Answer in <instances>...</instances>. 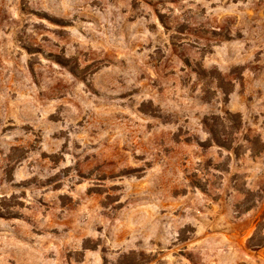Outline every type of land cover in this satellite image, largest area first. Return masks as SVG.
Returning <instances> with one entry per match:
<instances>
[{
    "label": "rangeland",
    "instance_id": "1",
    "mask_svg": "<svg viewBox=\"0 0 264 264\" xmlns=\"http://www.w3.org/2000/svg\"><path fill=\"white\" fill-rule=\"evenodd\" d=\"M0 264H264V0H0Z\"/></svg>",
    "mask_w": 264,
    "mask_h": 264
}]
</instances>
